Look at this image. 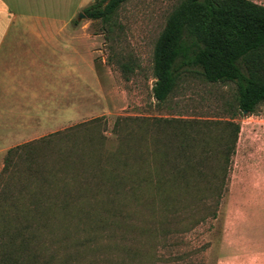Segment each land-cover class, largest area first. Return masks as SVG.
Returning <instances> with one entry per match:
<instances>
[{"label":"rangeland","instance_id":"1","mask_svg":"<svg viewBox=\"0 0 264 264\" xmlns=\"http://www.w3.org/2000/svg\"><path fill=\"white\" fill-rule=\"evenodd\" d=\"M95 1L0 0L30 27L20 30L48 35L55 52V84L39 116L25 118L22 139L0 137V202L23 205L12 213L33 224L24 234L29 253L38 264H264V104L242 114L235 84L196 74L157 103L155 44L180 0H129L111 30L84 14ZM156 119L177 122L144 129L143 120ZM185 122L194 125L189 154L201 173L194 188L178 178L166 179L164 196L148 183L136 190V173L181 162ZM231 123L240 131L229 151Z\"/></svg>","mask_w":264,"mask_h":264},{"label":"trees","instance_id":"2","mask_svg":"<svg viewBox=\"0 0 264 264\" xmlns=\"http://www.w3.org/2000/svg\"><path fill=\"white\" fill-rule=\"evenodd\" d=\"M128 1L96 0L84 9V14L89 19L109 25L111 30L118 10ZM193 74L211 84H235L240 113L256 114L264 104V5L252 0H180L168 16L155 44L152 92L157 103H165L182 79ZM174 122L177 121L156 119L153 124L148 120L142 121L144 129L146 126L161 129L163 123L172 126ZM186 123H181L182 137H178L180 164L171 163L169 171H159L153 176H139L135 172L133 187L136 190L148 183L155 185L164 196L166 179L178 178L187 182V192L194 188L189 182L201 173L196 168L197 160L189 154L195 150L192 144L196 138L188 134L194 125ZM228 127L233 138L228 149L232 151L240 127L233 123ZM60 134L58 132L52 136ZM163 144L160 159L167 165L168 151L171 149H165L166 144ZM16 148L8 151L7 165ZM137 161L143 164L147 160L141 154ZM199 164L202 165V161ZM222 189L223 185L217 188V192ZM1 203L0 209L5 208L10 212L0 214V264H38L37 256L28 251L30 239L24 236L25 232L33 228V224H30L28 216L12 213L13 210H23V205ZM40 205L36 204V208H41ZM43 219L41 221L45 223L39 227H46V220Z\"/></svg>","mask_w":264,"mask_h":264},{"label":"crops","instance_id":"3","mask_svg":"<svg viewBox=\"0 0 264 264\" xmlns=\"http://www.w3.org/2000/svg\"><path fill=\"white\" fill-rule=\"evenodd\" d=\"M22 22L19 15L11 19L8 7L0 2V137L7 142L24 137L18 131L23 129L25 118L33 120L39 116L41 99H50L49 86L56 79L55 52L54 47L50 48L49 36H40L35 30H20L21 26L30 29ZM11 31H16V36ZM46 90L47 93H41Z\"/></svg>","mask_w":264,"mask_h":264},{"label":"water","instance_id":"4","mask_svg":"<svg viewBox=\"0 0 264 264\" xmlns=\"http://www.w3.org/2000/svg\"><path fill=\"white\" fill-rule=\"evenodd\" d=\"M83 17H85V15L82 13V14H80V16H79V20H81ZM245 114H247V112H245Z\"/></svg>","mask_w":264,"mask_h":264}]
</instances>
